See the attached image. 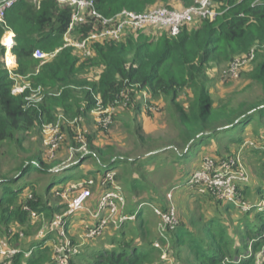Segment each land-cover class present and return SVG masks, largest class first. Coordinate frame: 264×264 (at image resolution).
Returning <instances> with one entry per match:
<instances>
[{"label": "trees", "instance_id": "1", "mask_svg": "<svg viewBox=\"0 0 264 264\" xmlns=\"http://www.w3.org/2000/svg\"><path fill=\"white\" fill-rule=\"evenodd\" d=\"M95 1L102 14L113 16L125 9L142 13L156 7L174 8L175 0ZM256 1L215 0L219 13L216 20L204 21L196 30L185 27L177 37H171L167 32L160 35H152L150 31L141 32L122 42L94 44L91 47L93 56L83 57L73 48L64 46V37L71 21L69 7L60 6L54 0H44L40 8H37L29 0H18L7 13L6 25L0 22V147L16 146L26 155L15 154V164L3 175L0 165V191H3L0 194V235L12 238L9 225L17 222L26 225L27 238L24 235V239H28L29 233L36 227L29 225L31 211L46 214L48 219L55 217L61 208L67 206L57 195V191L79 181L93 180L98 187L92 188L93 195V191L101 192V184L112 183L108 179L112 175L124 189L123 194L128 189L131 193L151 191L154 196V190L148 187L145 175L140 178L146 163L159 162L165 165L171 158V163L180 166L177 184L183 187L187 184L186 178L192 173L185 165L190 164L191 159L205 144L224 140L229 145L241 146L244 143L242 133L251 123H255L263 132L264 0L259 3ZM178 2L182 8L193 4V0ZM7 29L16 35L13 54L17 58L18 67L13 72L20 77L32 79L34 87H41L42 100L38 103H29L30 90L19 95L12 93L15 80L4 64L6 49L1 44ZM89 31L90 27L79 28L75 36L80 37L82 34L84 38ZM253 47L257 49V54L252 62L254 67L247 77L253 83L251 88L258 85L262 93L236 107L230 101L215 107L209 92V65L230 64L237 57L248 54ZM37 49L46 53L59 51L35 75L39 61L33 58V54ZM10 57L9 53L8 58ZM14 59H8L10 64H13ZM87 70L90 75H94L93 72L96 74L84 79L81 75ZM141 96H145L143 104L139 101ZM183 96L185 100H182ZM152 101L162 102L158 110L165 112L174 122L177 133L173 138L151 140L146 144V139L135 130L136 151L118 152L114 146L105 144L109 128L118 125L128 128L130 124L137 123L141 114L147 118L152 117ZM97 108L102 112L113 110H109L110 115L103 116L110 119L108 128L99 125L96 132H90L83 127L80 139L77 129L64 121L62 123L65 139L59 149L62 150L68 142V146L74 151L86 147L85 151L74 154L71 164L62 166L60 163L50 162L46 151H36L34 143L29 147L24 146L26 140L32 139L35 133L41 134L43 125L57 122L60 115L68 120H86ZM259 136L258 144L264 149V132ZM144 146H147V151H143ZM261 149L255 148L250 156L257 166L256 180L264 183V150ZM217 154V157L223 159L224 156L219 152ZM7 156L9 150L0 153V157ZM163 156L168 158L165 160ZM86 161H91L93 165L86 168L84 173H78V170H84L83 163ZM101 167L104 171H101ZM31 174L41 175L47 181L50 179L44 193L52 191L50 195L63 202L55 204L52 197L47 198L43 193L39 196L34 184L37 181H28ZM55 175L61 176L58 187L53 182ZM64 178L69 181L61 185L60 181ZM98 178H101L99 184L96 183ZM242 193L243 196L250 194L248 183L242 187ZM211 196L218 202L217 217L220 215L221 219L213 216L205 220V228L200 229L198 235H194L182 223H179L173 233L169 231L173 251L176 252L173 255L172 251L175 264H225L226 261L234 262L240 257L239 248L230 237L229 227L220 224L224 220V215H221L223 210L225 213L235 210L236 218L240 217L239 223L252 235L253 256L245 255L236 264H255L256 256L264 247V213L257 212L253 218V211L237 210L233 205H224L212 193ZM252 196L264 199L263 186H259ZM259 201L248 202L255 204ZM143 203L147 202H138V208ZM138 208L135 211L131 208L128 212L134 214ZM142 215L139 210L136 219H140ZM255 218L261 219L259 225L255 224ZM141 219L139 235L146 234L143 231L147 232L145 219ZM127 237L125 231H122L119 240H112L117 245L112 250H99L90 257L82 256L79 260L77 257L80 253L71 257L70 264H77L76 259L79 264H159L155 258L157 250L153 241L143 245L140 236V244ZM19 238L17 236L15 242H12L15 246L10 240V245L17 247L23 240ZM51 238L39 241L33 237L30 246L23 248L33 249L32 253L28 256H15L7 264H59L51 250ZM183 247L188 251L185 259L181 256Z\"/></svg>", "mask_w": 264, "mask_h": 264}, {"label": "rangeland", "instance_id": "2", "mask_svg": "<svg viewBox=\"0 0 264 264\" xmlns=\"http://www.w3.org/2000/svg\"><path fill=\"white\" fill-rule=\"evenodd\" d=\"M32 4H34L33 0H29ZM174 6H178V0L173 1ZM181 4V3H180ZM200 27V24H194L189 26V29H198ZM164 31L161 30H153L151 32L152 35H160ZM253 47L251 51L254 49ZM238 58V57H237ZM231 64V63H230ZM230 64L224 65V66H218L216 64H210L207 69V74L209 76V79L211 81L209 92L214 100L215 107L218 105L220 106L223 103L231 102L232 106L236 107L239 103L244 102L246 100H252L257 95L261 94V89L258 85H254L253 88L251 86L253 85L252 81L248 79L247 74L250 72L254 64H250L246 67L245 70L242 71L241 75L237 80H228L225 78V73L228 70V67ZM43 66V65H42ZM41 64L39 62V65L36 69V74L39 73V69H41ZM95 75L96 73L93 72ZM94 75H90L88 73V70L85 71L81 76L84 79L92 78ZM23 86H26L25 90H30L29 98H33V100H36L39 97H42V89L41 93H38V88L33 86V80H29L28 78L24 77L21 81ZM250 85V86H249ZM41 88V87H39ZM145 96L140 97V102L143 104V99ZM186 98L183 96L182 100H185ZM162 102L160 101H152L150 104V113H152V117H148L145 115H139L137 118V123H132L129 125L128 128H126L124 125H118V127H113L112 129L109 128V134L106 139L104 140L105 144L114 146L118 152H127V151H136V143H137V137L134 135V131H139L140 135L143 136L146 140V144L150 143L151 140H164V139H171L174 137V135L177 133V128L174 126V122L170 120L169 116L165 112H160L158 109L161 108ZM144 106V105H142ZM149 106V105H148ZM153 106V107H152ZM111 112H113L112 109H109ZM109 110H106L104 112L101 111V109H96L92 111L89 115L88 119L83 120V124L81 126V129H87L90 132H96L99 127V125H103V127L108 128L109 124L105 125V116L106 114H111ZM60 111V109H59ZM130 114V113H127ZM107 118V117H106ZM262 130L257 127L255 123H251L249 126H247V129L245 132L242 133V141L245 143L247 142L248 145L244 152L241 154V158L243 160V164L245 169H247L248 176L250 177L248 184H255L257 173H256V164L255 160L251 158V151L255 148H260L259 142H260V136L259 134H263ZM46 139V135L43 132L41 134H34L32 139H27L25 142V147H29L33 143L35 144V150H44L48 152L47 147L45 146L44 142ZM69 143V142H68ZM68 143L64 145V148L58 149L53 155H51L50 162L54 163H60L62 166H66L68 164H71L72 158L74 157V154L77 152H83L85 151V147L80 148L79 150L76 149V151L70 149L71 146H68ZM70 144V143H69ZM63 143H61V146ZM239 144H230L228 141H221L219 142H211L204 145V148L202 149L205 154H196L190 161V164L185 165L186 169L189 170V172L194 173L198 168L201 167V161L200 158L210 156L213 157L216 160L221 159L220 157H217V153L221 156H224L223 158L227 157H233L235 156L240 148L238 146ZM60 146V148H62ZM242 146V145H241ZM240 146V147H241ZM9 150V156L6 158L0 157V165H1V175L5 174L6 171L10 170L12 166L15 164V158L14 155L18 154L26 155L22 150L18 149L16 146L15 148H11L10 146H4L0 147V153L8 152ZM147 146L143 147V151H147ZM261 150H264L263 147ZM238 151V152H237ZM13 154V155H11ZM163 159H167L168 157L163 156ZM171 159V158H170ZM169 159V160H170ZM169 160H167L165 165L160 164L159 162L155 163H146V165L143 166L141 177L142 178L145 175V181L148 185V187L151 190H154V196H152L151 191H135L134 193H131L130 190L125 189L124 196L126 199L125 207L120 212L118 216L115 217V221L117 224H114L112 221H109L105 227L102 228L101 233L94 238L89 237L88 231L93 229L94 227L97 228L99 225L97 223V219L93 216L94 213L98 210V205H95L99 203V199L101 196L100 191L98 190L93 191V195L90 196L87 206L83 208L81 211L74 215H68L67 217L63 218V220L66 222V233L63 236H60L55 232V234L49 235V237H52L51 239H54L56 242H61V240L66 239L72 243L73 246H76L78 248V251L80 256L77 257V259L80 260L82 256L90 257L94 252H98L99 250H112L117 245L112 242V240L116 239L119 240L122 231H125V234L128 236L127 238L129 240H135L140 244L141 238L143 241V245L146 244L149 241L154 242V247L156 248V260L159 264H169L165 258H170L174 261L173 255L176 253L175 250L173 251V243L171 242V236L170 232H163L161 228V218L154 212L153 206H157L158 209L162 212L166 208L168 209H174V212L177 216V220L179 223L184 224L186 229L190 230L194 233V235H198L200 232V229L205 228L204 222L208 218H212L215 216L217 217L218 212V202L212 198L211 192L209 190H206V188L203 185H197V186H189L188 180L191 178V175L186 178L187 184H185L183 187L181 185L177 184V178L178 172L180 169V166L174 165ZM197 161L198 164H197ZM93 164L91 161H86L83 163V168L86 170V168L91 167ZM101 171H104V169L101 167ZM118 172V170H117ZM140 176V175H139ZM136 176V177H139ZM60 175L53 176V182H55V187H58L60 184L58 182V179L60 178ZM45 178V177H44ZM43 176L37 175V174H31L30 177H28V181H37V183H34L36 185V192L40 196L41 193L46 195L47 198L53 199V202L55 204H60L63 201L57 200L53 198L52 191L50 193H44L46 191V187L50 184V179L47 181L44 179ZM101 178H98L96 183L100 182ZM69 181L67 178H64L60 181L63 185ZM117 183V181H115ZM24 184V182H23ZM99 184V183H98ZM97 184V185H98ZM118 184V183H117ZM177 184V185H176ZM264 184V183H263ZM186 185L187 188H186ZM97 187V186H95ZM98 188V187H97ZM95 188V190H97ZM190 188V190L188 189ZM254 188V187H253ZM124 190V189H123ZM122 190V192H123ZM2 190L0 191V194H2ZM155 198H159L158 201L154 200ZM98 199V200H97ZM244 201L250 200V194L244 195L242 197ZM143 201L147 202L149 205L141 207L142 216L141 218L145 219V225H146V231H143L146 234L139 235L140 230V224L142 222V219H135L132 222H124L123 224L120 223V219L126 215L129 214L128 210L131 208H134L135 210L138 208V202ZM156 202L157 204H153ZM223 205L221 206V208ZM69 208L65 206V208H61L60 212L56 214L55 217L48 219L46 214L39 215V218L37 220H30V226H36L34 229H32V232L29 234L28 239H24L25 230H27L26 225H20L17 222H13L9 225V232L12 238V242H15L17 236L21 238L19 244H17V248H28L30 244L32 243L31 239L33 237L37 238V236L41 232H47L51 228V224L53 220L57 216H65L68 214ZM237 210H239L237 208ZM223 215V214H221ZM236 215L235 211L230 210L226 213L227 218H224V220L220 221V224L226 225L229 227V234L231 239L234 241L235 245L239 248V254L240 257L236 259L234 262H225V264H236L239 260L244 259L248 256H253V250H252V235H249L247 231H245L244 227L242 226V223H238L235 221L234 216ZM256 215V212L252 213L251 217L254 218ZM106 219L108 218L107 215H103ZM223 218V216H222ZM251 218V220L253 219ZM57 219V218H56ZM219 219V220H220ZM38 221V222H37ZM261 222L260 218H255V224L259 225ZM178 223V225H179ZM222 225V226H223ZM122 228V229H121ZM120 229L122 231H120ZM174 227L170 228V231L174 232ZM160 233L165 234L168 238L167 240H164ZM132 234V235H131ZM58 235V238H57ZM136 236V237H135ZM141 238H140V237ZM27 238V236L25 235ZM1 239H8L7 236L0 235ZM19 238V239H20ZM249 242V243H248ZM142 243V242H141ZM158 244V246L156 245ZM241 244V245H240ZM14 245V244H13ZM15 246V245H14ZM13 246V247H14ZM51 250H54V247L51 246ZM173 251V255H172ZM188 251L183 247L181 256L182 259L187 258ZM175 258V257H174ZM76 259V263L79 264V260ZM183 261V260H182ZM177 263V262H176ZM178 264H180L178 262ZM255 264H264V247L263 250L256 256V263Z\"/></svg>", "mask_w": 264, "mask_h": 264}, {"label": "built area", "instance_id": "3", "mask_svg": "<svg viewBox=\"0 0 264 264\" xmlns=\"http://www.w3.org/2000/svg\"><path fill=\"white\" fill-rule=\"evenodd\" d=\"M44 0H33L34 5L40 8L41 3ZM60 6H67L71 9V21L68 30L65 34V47H71L77 54H81L83 57L93 56L92 45L105 44L109 42H122L129 36H136L141 32H152L153 30H161L167 32L171 37H177L185 27H189L194 24H201L204 21H214L218 16V10L215 5V0H193V4L181 9L156 7L146 12L137 13L130 10H122L121 12L113 16H105L98 8L95 0H54ZM262 0H257L256 3ZM18 0H0V22L6 25L7 13L11 10ZM82 27H90V31L87 36L82 38L75 36L77 29ZM2 46L6 49L4 56V64L9 70L11 77L15 80V85L12 89L14 95H19L25 92L26 86H23L22 79L14 74V70L17 64V58L13 54V49L16 46V35L13 31L7 29L2 41ZM59 50L53 53H46L40 49L35 50L33 58L38 60L42 65L55 58ZM14 57L13 64H10L8 60V54ZM257 49L254 48L248 54L238 57L231 62L225 73V78L228 80H237L242 71L246 69L256 58ZM38 93H41V88L38 89ZM42 100V97L33 100L28 98L29 103L35 104ZM57 122L43 125V132L46 135L45 146L48 149L46 152L47 158L52 159L53 155L61 146L65 139V135L62 132L63 121L66 124L77 129L79 138L81 139V124L82 118H76L74 120H68L62 115L59 116ZM105 125L110 123V119L104 120ZM248 143L245 142L240 147L239 152L233 157L221 158L219 160L213 157H204L201 161V167L198 168L188 180V185L197 186L203 185L209 190L217 200L221 201L224 205H233L234 207L241 209L243 212L253 211L258 213H264V199L255 204L245 202L242 199L241 189L249 182L247 169H245L243 160L241 158L242 152L246 149ZM85 147V146H83ZM86 149V147H85ZM112 183L101 184V196L98 203V210L94 213V217L98 220V227L88 231L89 237L94 238L101 233L103 227H105L109 221L117 224L115 217L120 214L124 209L126 199L122 192V188L117 184L112 175L108 178ZM107 181V180H106ZM93 180L79 181L67 186V188L57 191V195L67 204L69 208L68 214L65 216H57L49 231L46 233L41 232L37 236V240H45L51 234H59L63 236L66 233L67 224L63 218L68 215H74L87 206L90 196H92V188L95 186ZM149 205L143 203L139 206L138 210L134 214H126L120 219V223L132 222L138 216V211L141 207ZM154 212L161 218V228L164 232H169L170 228L174 229L178 226L177 216L174 209H168L167 211H160L157 206H153ZM29 210V208H26ZM107 215L106 219L103 215ZM37 212L31 211L32 220L39 218ZM38 222V221H37ZM160 236L167 240L166 233H160ZM23 235L21 236V238ZM64 237V236H63ZM58 238V235H57ZM158 246V244H156ZM50 246L54 247V258L59 264H70V259L73 256L79 254L78 248L73 246L71 242L66 239L61 242H56L54 239L50 241ZM31 250H24L23 248H17L10 245L9 239L0 238V264H7L13 257L20 254L26 256L32 253ZM169 264H175L170 258H165Z\"/></svg>", "mask_w": 264, "mask_h": 264}, {"label": "crops", "instance_id": "4", "mask_svg": "<svg viewBox=\"0 0 264 264\" xmlns=\"http://www.w3.org/2000/svg\"><path fill=\"white\" fill-rule=\"evenodd\" d=\"M183 6L181 5V4H178V6H174V8H176V9H181ZM11 55V54H10ZM11 57H12V55H11ZM10 57V58H11ZM17 66H16V68H15V70L17 69V67H18V64H16ZM247 129V128H246ZM246 131V130H245ZM240 145V144H239ZM238 145V146H239ZM204 148V147H203ZM239 148H240V146H239ZM238 152V151H237ZM198 154H205V152H203V150L201 149V151L198 153ZM202 155V156H203ZM202 156H201V158H202ZM201 158H200V160H201ZM199 160V161H200ZM199 161H197V164H198V162ZM85 169V168H84ZM88 169V168H87ZM85 172V170H78V173H84ZM257 182H255V184H248L249 185V193H250V201L251 200H261V198H259V196L257 197V196H252V195H254L255 194V191H256V189L259 187V186H263V188H264V184L262 183V181H259L258 179L256 180ZM254 187V188H253ZM101 193V192H100ZM242 197H243V193H242ZM98 200V199H97ZM95 205H98V203L97 204H95ZM230 206H232V205H230ZM133 211H135V209L133 208ZM235 211V210H234ZM235 213H236V211H235ZM129 214H131L130 212H129ZM141 214H142V212H141ZM223 215H226V213H225V211L223 210V213H222ZM224 218H227L226 216H223ZM240 218V217H239ZM238 218V219H239ZM234 219H235V221L236 222H238L239 223V220L236 218V215L234 216ZM97 223H98V221H97Z\"/></svg>", "mask_w": 264, "mask_h": 264}, {"label": "bare ground", "instance_id": "5", "mask_svg": "<svg viewBox=\"0 0 264 264\" xmlns=\"http://www.w3.org/2000/svg\"><path fill=\"white\" fill-rule=\"evenodd\" d=\"M8 59H11V58H8Z\"/></svg>", "mask_w": 264, "mask_h": 264}]
</instances>
